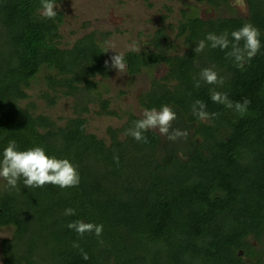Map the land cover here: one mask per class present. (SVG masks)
I'll list each match as a JSON object with an SVG mask.
<instances>
[{
  "label": "trees",
  "instance_id": "1",
  "mask_svg": "<svg viewBox=\"0 0 264 264\" xmlns=\"http://www.w3.org/2000/svg\"><path fill=\"white\" fill-rule=\"evenodd\" d=\"M196 1L216 16L183 11L174 39L157 29L151 38L155 52L125 55L130 77L165 67L164 76L154 77L139 97V106L173 107L179 126L190 132L180 157L177 149L166 155L153 130L143 133L147 144L125 135L141 118L133 113L120 129H108L109 145L89 134L84 115L102 98L97 78L109 77L113 56L97 43L99 33L62 48V12L47 19L40 0H0V158L11 140L18 150L43 146L48 155L70 159L81 176L78 187L65 189L28 188L21 178L17 191L4 180L0 229L13 233L1 243L3 264H264V0H245L247 16L237 14L231 0ZM245 23L259 29L261 49L244 70L226 56L230 48L194 52L208 33L230 34ZM177 42L185 47L181 55L175 53ZM212 66L225 78L222 86L200 78ZM41 74L48 90L61 88L74 100L75 118L63 128L54 129L49 118L18 103ZM211 88L234 102L249 99L248 113L241 117L214 103ZM198 99L219 116L200 121L191 107ZM108 104L101 101L104 112ZM69 207L76 215H64ZM75 220L102 223L104 244L94 234L81 238L69 229Z\"/></svg>",
  "mask_w": 264,
  "mask_h": 264
},
{
  "label": "rangeland",
  "instance_id": "2",
  "mask_svg": "<svg viewBox=\"0 0 264 264\" xmlns=\"http://www.w3.org/2000/svg\"><path fill=\"white\" fill-rule=\"evenodd\" d=\"M231 6L240 16L248 15L247 4L245 11L237 7L233 0ZM195 9L198 10L201 18L216 16L208 6L196 0H65L57 4L54 10L64 14V23L60 28L62 48H71L79 39L97 32L99 34L96 41L106 53L114 55L115 52H123L126 55L129 52H155V45L151 43L154 31L165 29L171 39H174L177 26L183 17L182 12L190 13ZM109 42L115 43L116 47L109 49ZM175 45V53L183 54L185 47L181 42ZM133 46L139 50H133ZM165 70V67H161L153 72L147 71L130 77L127 71L118 76L117 70L110 66L108 78H97L102 98L99 103L90 105L89 112L84 115L88 133L106 141L109 145L108 129L123 127L127 122L128 113L141 117L143 110L139 106V97L150 88L154 77L160 79L164 76ZM26 92L27 98L20 100L19 105L28 109L34 116L49 118L54 129L65 127L75 118L73 98L66 96L61 88L57 91L48 90L44 74L39 75L33 84L27 87ZM45 95L55 99V103L50 104L44 98ZM95 98L97 100L98 96ZM101 101L109 103L107 112L101 109ZM110 112L118 116H112ZM174 126L177 125L174 123ZM155 132L164 143L166 155L177 149L179 156L184 157L188 140L173 144L162 137L158 130ZM3 186L4 180L0 178V191ZM12 233V229H0V264H3L1 243L11 238Z\"/></svg>",
  "mask_w": 264,
  "mask_h": 264
},
{
  "label": "clouds",
  "instance_id": "3",
  "mask_svg": "<svg viewBox=\"0 0 264 264\" xmlns=\"http://www.w3.org/2000/svg\"><path fill=\"white\" fill-rule=\"evenodd\" d=\"M234 4L242 11L246 10L245 0H233ZM55 0H40V12L47 19H55L58 15ZM231 36V39H229ZM261 33L257 27L251 23H245L239 29L229 32L225 31L221 34L210 32L205 39L200 40L196 45L194 52H203L207 46L213 49L230 51L226 53L227 57L233 59L235 66L244 70L245 64L251 61L259 53L261 49ZM241 42H243L241 44ZM115 43L109 42V49H114ZM133 50H139L133 46ZM115 52V51H114ZM105 66H109V61H105ZM111 68L117 70V75H122L127 70V62L123 52H115L110 58ZM200 78L209 85L224 84L225 78L220 76L215 66L205 67L200 72ZM196 87L200 86V81H196ZM210 99L216 103L224 105L227 109H232L239 116L243 117L248 113L251 101L245 98L242 102L232 101L226 92L217 91L215 88L209 89ZM192 107V113L200 121H208L219 116V113L207 111V105L201 100H196ZM141 118L134 121L133 127L126 130L125 135L133 137L138 142L149 143L148 138L143 134L148 130H154L166 138L169 142L175 144L178 142H186L190 137L189 128L181 127L180 119L176 111L170 105H162L159 109L152 107L145 108L141 113ZM174 123L177 126H174ZM113 159L119 164V156ZM0 178L7 182L10 189L19 191L18 181L23 178L25 187L42 188L45 185L57 186L61 189L78 187L81 176L78 166L68 158H58L55 155H48L45 147L34 146L26 150H18L15 140L8 142L3 149L2 158H0ZM65 216L76 215L74 208H66ZM69 229L74 230L81 238L86 233L94 234L103 245L104 241L100 239L103 234L104 225L102 223L84 222L83 220H75L67 224ZM74 248L80 250L83 259H89L88 253L85 252L79 244L74 241Z\"/></svg>",
  "mask_w": 264,
  "mask_h": 264
}]
</instances>
